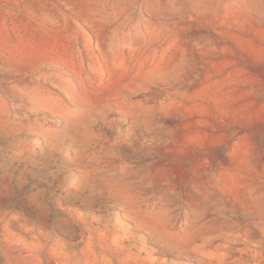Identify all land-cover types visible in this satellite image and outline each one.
Listing matches in <instances>:
<instances>
[{"label":"rangeland","instance_id":"rangeland-1","mask_svg":"<svg viewBox=\"0 0 264 264\" xmlns=\"http://www.w3.org/2000/svg\"><path fill=\"white\" fill-rule=\"evenodd\" d=\"M0 264H264V0H0Z\"/></svg>","mask_w":264,"mask_h":264}]
</instances>
